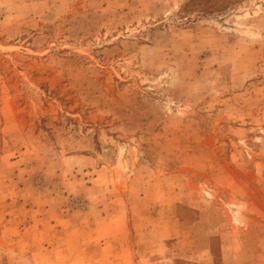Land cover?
Segmentation results:
<instances>
[{
  "label": "rangeland",
  "instance_id": "1",
  "mask_svg": "<svg viewBox=\"0 0 264 264\" xmlns=\"http://www.w3.org/2000/svg\"><path fill=\"white\" fill-rule=\"evenodd\" d=\"M0 264H264V0H0Z\"/></svg>",
  "mask_w": 264,
  "mask_h": 264
}]
</instances>
